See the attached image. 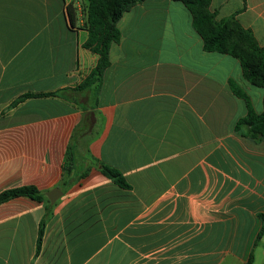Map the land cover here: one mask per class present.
<instances>
[{
    "label": "crops",
    "instance_id": "crops-1",
    "mask_svg": "<svg viewBox=\"0 0 264 264\" xmlns=\"http://www.w3.org/2000/svg\"><path fill=\"white\" fill-rule=\"evenodd\" d=\"M85 3L0 0V193L61 192L54 204H0V264H246L250 254L264 264V138L234 130L247 109L229 82L257 114L263 89L236 58L204 51L182 3L145 0L116 24L98 95L76 91L98 58L83 47ZM209 10L264 49V0H210Z\"/></svg>",
    "mask_w": 264,
    "mask_h": 264
},
{
    "label": "trees",
    "instance_id": "trees-1",
    "mask_svg": "<svg viewBox=\"0 0 264 264\" xmlns=\"http://www.w3.org/2000/svg\"><path fill=\"white\" fill-rule=\"evenodd\" d=\"M83 14L81 15L82 28L87 32V40L83 47L97 55V62L89 74L74 89L76 91H90L97 96L101 87L105 69L109 66V49L112 43H117L120 32L117 22L122 14L134 5L145 0H85ZM180 2L192 15V25L203 41V49L206 52H217L236 58L240 62L242 76L250 84L262 88L264 91V49L260 47L250 30L243 28L234 17L217 21L215 12H210V0H173ZM66 16L70 26L76 23V9L71 5L66 6ZM232 93L244 100L246 115L239 119L234 130L243 137L254 142L264 138V96L263 109L257 114L250 103L248 96L230 81ZM61 94L64 91L60 92ZM58 92L47 94H25L12 104V107L30 97L55 96ZM67 166L63 170L66 174L71 172L72 153H66ZM101 173L120 188L129 189L130 186L123 176L114 168L100 165ZM18 197H27L37 202H47V198L33 186L13 188L0 193V204ZM261 227L256 236L255 243L264 234V214L258 216ZM44 221L39 227L40 241ZM253 256L250 254L246 264H252Z\"/></svg>",
    "mask_w": 264,
    "mask_h": 264
},
{
    "label": "water",
    "instance_id": "water-1",
    "mask_svg": "<svg viewBox=\"0 0 264 264\" xmlns=\"http://www.w3.org/2000/svg\"><path fill=\"white\" fill-rule=\"evenodd\" d=\"M50 204H54L56 200L61 196V192L55 188L45 194Z\"/></svg>",
    "mask_w": 264,
    "mask_h": 264
},
{
    "label": "rangeland",
    "instance_id": "rangeland-1",
    "mask_svg": "<svg viewBox=\"0 0 264 264\" xmlns=\"http://www.w3.org/2000/svg\"><path fill=\"white\" fill-rule=\"evenodd\" d=\"M84 6H85V4L83 6H81V15L83 14L82 12L84 11ZM82 20H83V17H82Z\"/></svg>",
    "mask_w": 264,
    "mask_h": 264
}]
</instances>
